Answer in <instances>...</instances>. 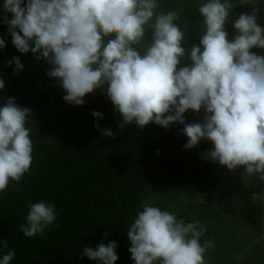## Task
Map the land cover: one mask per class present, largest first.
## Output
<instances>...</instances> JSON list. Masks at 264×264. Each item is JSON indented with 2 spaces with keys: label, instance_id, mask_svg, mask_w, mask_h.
<instances>
[{
  "label": "clouds",
  "instance_id": "9594fccd",
  "mask_svg": "<svg viewBox=\"0 0 264 264\" xmlns=\"http://www.w3.org/2000/svg\"><path fill=\"white\" fill-rule=\"evenodd\" d=\"M243 4L264 6V0ZM160 5L161 0H0V23L19 53L31 52L52 65L46 75L62 87L65 102L83 106L86 95L106 85L104 94L122 116L120 129L133 123L139 128L154 123L165 130L184 125L185 149L207 140L212 147L204 160L229 171L243 166V178L264 184V55L250 51L264 50L259 10L253 7L233 20L236 35L229 40L225 25L233 0H202L197 11L203 34L188 49L179 10L158 11ZM5 47L0 37V51ZM185 58L190 63L178 69ZM6 66L14 74L24 69L19 57ZM4 88L0 78V91ZM201 109L202 123H185L189 110ZM91 115L103 119L99 111ZM29 117L30 110L15 98L0 102V194L10 181L19 183L30 172L34 145L26 126ZM101 135L114 138L116 133L104 128ZM252 199L264 202V195L253 193ZM27 207L20 225L26 238L41 237L56 224L54 204L38 201ZM205 233L196 216L186 221L147 200L128 227V251L134 264H208L206 254L216 245L211 238L201 242ZM7 246V240H0V247ZM116 249L114 241L95 249L85 246L82 257L116 264ZM15 256L14 250L0 255V264H12Z\"/></svg>",
  "mask_w": 264,
  "mask_h": 264
},
{
  "label": "trees",
  "instance_id": "16d2710c",
  "mask_svg": "<svg viewBox=\"0 0 264 264\" xmlns=\"http://www.w3.org/2000/svg\"><path fill=\"white\" fill-rule=\"evenodd\" d=\"M201 2L161 0L158 9L179 10L178 23L189 49L199 44L203 34V18L197 11ZM242 4L243 0H233L225 25L229 40L235 36L232 21L244 13ZM0 37L6 42L0 51V78L5 81L0 102L15 98L18 106L30 110L26 126L32 130L34 145L30 172L19 183L10 181L0 194V240L8 242L6 248L0 247V255L14 250L12 264H97L82 257L83 248L95 249L110 241L117 244L116 264H134L126 233L137 211L147 200L172 211L163 201L164 194L183 182L195 192L198 205L175 212L179 217L187 221L196 216L207 230L212 225L203 218L208 215H222L256 233L264 230V202L252 199L253 193L264 195V191L252 188L235 198L220 196L215 163L203 159L200 143L191 150L184 148V125L176 123L165 130L154 123L143 128L133 123L120 129L122 116L104 94L106 85L86 95L83 106H73L63 100L59 83L46 75L52 65L31 52L19 53L2 23ZM250 51L264 55L262 49ZM13 57L24 65L19 74L13 73L14 65L6 66ZM94 111L101 112L103 119L94 118ZM197 122V117L185 114L186 124ZM104 128L115 137L102 136ZM38 201L55 205L57 221L43 236L26 238L20 225L28 204Z\"/></svg>",
  "mask_w": 264,
  "mask_h": 264
},
{
  "label": "rangeland",
  "instance_id": "374dc122",
  "mask_svg": "<svg viewBox=\"0 0 264 264\" xmlns=\"http://www.w3.org/2000/svg\"><path fill=\"white\" fill-rule=\"evenodd\" d=\"M243 7L244 13H251L253 7H256L259 10L257 23L264 26V6L243 4ZM183 46L188 48L187 43H184ZM189 63L190 61L185 58L181 65H178V69L187 66ZM15 78L19 79L17 76ZM187 113L197 117L200 123L203 122V109L199 113H194L191 110ZM200 144L205 153L212 147L211 142L207 140H202ZM215 165L217 175L220 178L218 189L220 196L235 198L243 191L252 188H260L264 191V184H261L258 180L253 181L243 178V166L229 171L218 163H215ZM163 201L174 212H181L189 206L198 205L195 192L184 182L168 190L164 194ZM203 221L209 222L212 226L201 237V242L211 238L216 245L215 249H210L206 254L205 258L208 264H264V230L261 233H256L252 229L236 225L231 219H226L222 215L214 217L208 215L203 218Z\"/></svg>",
  "mask_w": 264,
  "mask_h": 264
}]
</instances>
